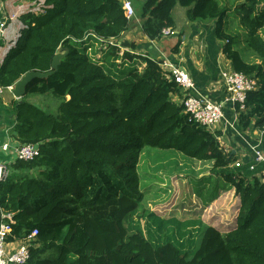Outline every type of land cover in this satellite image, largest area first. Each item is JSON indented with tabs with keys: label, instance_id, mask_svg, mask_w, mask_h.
<instances>
[{
	"label": "trees",
	"instance_id": "trees-1",
	"mask_svg": "<svg viewBox=\"0 0 264 264\" xmlns=\"http://www.w3.org/2000/svg\"><path fill=\"white\" fill-rule=\"evenodd\" d=\"M263 2L236 0L240 27L229 34L223 26L230 16L218 0H144L139 7L142 35L150 41H162L165 28L175 30L177 4L190 22H213L231 70L257 80L244 109L236 106L241 132L264 126ZM41 9L19 16L22 28L4 56L0 87L29 72H48L58 52L68 53L56 73L33 79L23 98L11 103L16 144L39 149L35 159L17 160L15 167L40 170L37 178L9 174L0 183V217L12 218L6 220L7 246L29 243L25 264H264V175L258 178L259 170L249 165L232 167L237 156L219 144L220 132L192 121L173 100L181 90L157 61L142 57V70L140 61L122 70L126 57H137L119 56L114 45L134 20L126 19L122 2L43 0ZM239 36L251 62L233 48ZM86 37L105 42L101 56L88 55L91 46L78 47ZM119 59L121 68L114 69ZM30 96H52L58 107L45 112L27 101ZM145 148L212 163L205 168L208 178L224 181L238 197L235 225L210 224L202 212L162 216L149 209L144 199L150 186L140 189L138 173ZM33 231L37 235L28 242Z\"/></svg>",
	"mask_w": 264,
	"mask_h": 264
},
{
	"label": "rangeland",
	"instance_id": "rangeland-1",
	"mask_svg": "<svg viewBox=\"0 0 264 264\" xmlns=\"http://www.w3.org/2000/svg\"><path fill=\"white\" fill-rule=\"evenodd\" d=\"M143 1L144 0H135V9H139ZM218 1L220 6L224 7L228 11V16H230L223 26L225 33H231L233 28L239 29L240 18L234 13L236 0ZM259 7L264 9V2ZM41 8L42 7L39 4V8L36 9L41 11ZM18 17L19 16L16 14L13 15V18L11 19L15 20L13 24H20V21L16 20ZM173 19L175 21V27L184 34V46L187 48L189 58L193 61V64L197 68H200L202 71L204 69L209 70L208 61L210 62L213 60L215 62L214 68L218 72L219 76L222 70L230 69V62L226 56L223 53L218 56L215 49H212V46L223 45L222 42L216 41L214 38L213 22L212 24H209L201 21H188L186 18V9L181 7L179 4H177L174 8ZM198 24H201L203 28L197 29V32L194 33V28ZM237 31L240 32V30ZM232 34L234 35L235 33L232 32ZM261 36L264 39V29L261 31ZM177 38V36H170L163 38L162 41H164V39L165 41L173 39L177 40ZM180 39L182 42L183 37H180ZM89 44V41H85V43L78 44V47L82 49L88 47ZM97 44V42L96 45L95 43H92L90 45L91 51L90 49L86 50V53L91 57L97 58V56H101L99 55L100 46H97ZM211 44L213 45L211 46ZM114 45L117 46L118 43L114 42ZM233 48L239 51L243 60L248 62L253 60L254 57L251 56L252 54L250 50L245 46L244 37L242 39V37L239 36V38L235 39ZM122 54L123 51L121 52L120 50L119 56H122ZM218 57L219 60L217 59ZM189 58L187 57L186 59ZM105 61L107 64H110L112 59L109 57ZM120 63L121 59L117 61V66H115L114 69H120ZM136 64L137 62L134 61L127 66H123L122 70L130 69ZM144 66L145 65L140 66L139 70H142ZM208 72L211 73V71ZM217 82L221 83L219 78ZM50 99L54 103V107L50 102ZM174 99L177 100V98ZM27 101L33 103L48 113H54L58 107L56 105L58 104L57 101L54 100L52 96H30L27 97ZM214 103L217 104V102ZM222 113L224 118L225 112L223 106ZM215 129H218V125L214 127L212 126L210 130L214 132ZM230 153L234 154L233 151ZM237 157L242 159V156L237 155ZM16 161L17 158L13 157L11 164H8L10 169V178L22 175H26L30 178H37L39 176L40 169H17L15 167ZM209 166V161L199 162L192 160L174 150L165 151L151 148L143 149L138 164V173L141 179L140 189H143L148 185L150 186L145 195V204L149 209H152V211H155L162 216H169L170 214L175 213L178 216L187 215L188 217H193L202 212L204 220L210 224H217L218 227L220 223L229 227H232V225L234 226L237 214V203H234L233 201L238 202V197L234 194L233 189H230L224 181L215 176L208 178L209 175H207L205 168ZM232 167H234V165ZM214 195L219 197L221 196V199L214 203L218 199L217 198L215 201L210 203V198ZM222 212H225V214H222ZM188 230H191V227Z\"/></svg>",
	"mask_w": 264,
	"mask_h": 264
},
{
	"label": "crops",
	"instance_id": "crops-1",
	"mask_svg": "<svg viewBox=\"0 0 264 264\" xmlns=\"http://www.w3.org/2000/svg\"><path fill=\"white\" fill-rule=\"evenodd\" d=\"M119 1L122 2L123 0ZM130 1L132 2L135 11L134 20H132L129 31H127L117 43L121 52H131L132 54L137 55V57H126V61L123 65L127 66L130 63H133L136 58L138 59L136 62L138 63V61H140L141 63V59L143 57L157 62H167L175 67L181 68L184 72H186L195 85V89L193 91L195 95L220 104L222 103L225 117L220 123L217 124L218 129H215L214 131L220 132L219 142H222H220V145L224 149L226 148V152L233 151L234 155L242 156V159L237 157V162H242L243 164L249 166L253 165L254 169L256 168L259 170L256 173L257 177L261 178L262 175H264V162L257 163L254 161V158L256 152H259L264 158V132L262 129L249 128L242 133L238 128L236 109H234L230 102H225V99L228 98V95L221 79V74L223 71H230L231 65L229 70H222L220 76L214 68L215 62L213 60L210 62L208 61L209 70L204 69L202 71L200 68H197L193 64V61L189 58L187 48L184 46V34L181 33V31H179L176 27L171 36H177V40H147V38L142 35L141 31V21L138 17L140 14V8L135 9V0ZM42 3V0H39L37 3L31 2L30 0H0V20L6 23L4 35L3 37H0V67L3 63L6 52L15 46L19 35V30L22 28V24H13L15 20H10L9 17H12L15 14L20 16L27 12H37L38 9L36 8H39V4L42 7ZM16 20H19V17ZM200 28L203 27L201 24H198L194 28V33H196L197 29ZM180 37H183L182 42ZM88 41L90 43L89 45L92 43H95L96 45V41L93 38H89ZM179 41L180 45H178V48H176V44ZM97 43V46H100V49H106L104 43ZM131 43L134 44V46ZM212 45L213 44H211V46ZM131 49L135 52L133 53ZM212 49H215L216 53H218V56L219 54L222 55L221 46L215 45L212 46ZM101 54L102 53L100 52L99 55ZM187 57L189 59H186ZM217 59L219 60V57ZM142 65L143 64L141 63L140 66ZM208 71H211V73ZM218 78L221 83L217 82ZM174 98H177V100ZM174 98L173 100L177 104H181L182 98ZM14 101H18V99H15V97L12 95V91L4 90L3 93L0 94V164L10 165L13 157L16 158L15 148L18 145L12 136V130L15 126V113L11 108V103ZM4 144L8 145V149L6 151H3L2 149ZM211 165L212 163H210V166ZM207 175L209 174L207 173ZM220 199L221 196H218V199L214 203ZM233 202L237 203V201ZM222 214H225V212H222ZM10 246L14 248L17 246V244Z\"/></svg>",
	"mask_w": 264,
	"mask_h": 264
},
{
	"label": "built area",
	"instance_id": "built-area-1",
	"mask_svg": "<svg viewBox=\"0 0 264 264\" xmlns=\"http://www.w3.org/2000/svg\"><path fill=\"white\" fill-rule=\"evenodd\" d=\"M123 8L127 20L134 18L135 11L130 0L123 1ZM13 18L9 17L11 20ZM6 28V23L0 20V37H3ZM161 34L164 37H169L173 34L170 28L162 30ZM101 40V39H100ZM102 41V40H101ZM161 67L166 72L168 77L182 90V102L184 112L190 116L192 121L200 126L210 129L212 126L217 125L223 119L222 103L215 104L209 99L195 95L193 93L195 85L190 76L181 68L175 67L167 62H162ZM228 98L225 102H230L234 109L238 106L239 110H243L247 93L253 91L257 87V80L252 76H247L243 73L236 71H223L221 74ZM11 89V87H9ZM0 93L2 89L0 88ZM264 132V126L262 128ZM3 151L8 149V145L2 146ZM16 158L22 161H32L39 155V149L34 144H24L15 148ZM254 160L257 163L264 162L263 156L255 153ZM241 166L240 162L235 164V167ZM250 170L254 166L249 167ZM10 174L9 166L0 164V183L4 182ZM10 215L2 214L0 217V264H25L30 258V244H19L16 248H9L6 239L10 235V224L6 220L11 221ZM37 235V231H33L29 237L30 242Z\"/></svg>",
	"mask_w": 264,
	"mask_h": 264
},
{
	"label": "water",
	"instance_id": "water-1",
	"mask_svg": "<svg viewBox=\"0 0 264 264\" xmlns=\"http://www.w3.org/2000/svg\"><path fill=\"white\" fill-rule=\"evenodd\" d=\"M68 52L65 51L64 53L58 52L51 64V70L45 73L41 72H29L26 73L23 77H21L14 85L12 90V95L15 97V99H21L25 95V87L26 85L32 81L33 79H45L47 77L52 76L54 73L57 72L58 67L60 65L61 59L67 54Z\"/></svg>",
	"mask_w": 264,
	"mask_h": 264
},
{
	"label": "clouds",
	"instance_id": "clouds-1",
	"mask_svg": "<svg viewBox=\"0 0 264 264\" xmlns=\"http://www.w3.org/2000/svg\"><path fill=\"white\" fill-rule=\"evenodd\" d=\"M124 1V0H123ZM123 1H122V4H123ZM90 37H86L85 38V40L84 41H88V39H89ZM92 38V37H91ZM79 42V41H78ZM99 42H101V43H105V42H103V41H101L100 39H99ZM80 43H82V42H80ZM90 46V45H89ZM159 63V65L162 63V62H158ZM160 67H161V65H160ZM162 68V67H161ZM163 69V68H162ZM9 87H11V89H9ZM9 87H7V88H2V87H0L1 89H2V93H3V91L4 90H7V91H12L13 90V87H14V85L13 86H9ZM1 94V93H0ZM182 98V97H181ZM224 149V148H223ZM17 160H19V159H17ZM256 162V161H255ZM237 163V161L235 162V164ZM235 164H234V168H239V167H241L242 165H243V163H241V166H239V167H235ZM253 166V165H252ZM250 167V166H249ZM10 170V169H9ZM254 170V169H253ZM19 244H17V246H18ZM16 246V247H17ZM16 247H14V248H16Z\"/></svg>",
	"mask_w": 264,
	"mask_h": 264
}]
</instances>
